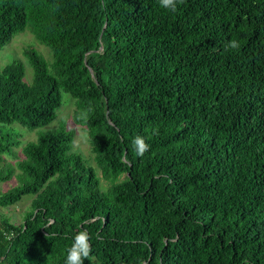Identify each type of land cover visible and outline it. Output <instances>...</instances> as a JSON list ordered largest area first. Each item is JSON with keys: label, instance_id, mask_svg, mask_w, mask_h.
<instances>
[{"label": "trees", "instance_id": "trees-1", "mask_svg": "<svg viewBox=\"0 0 264 264\" xmlns=\"http://www.w3.org/2000/svg\"><path fill=\"white\" fill-rule=\"evenodd\" d=\"M27 30L53 62L0 71V208L33 197L0 264H65L80 231L83 264H264V0H0V52ZM64 93L96 167L47 129Z\"/></svg>", "mask_w": 264, "mask_h": 264}, {"label": "rangeland", "instance_id": "rangeland-1", "mask_svg": "<svg viewBox=\"0 0 264 264\" xmlns=\"http://www.w3.org/2000/svg\"><path fill=\"white\" fill-rule=\"evenodd\" d=\"M27 47H34L37 49L48 63L53 62V57L51 51L40 44L33 36L30 31H25L13 38L10 44H8L3 51L0 52V71L12 63L16 59H22L27 66L25 81L31 83L33 80V70L29 67L26 59L24 58L23 51ZM63 105L58 110L57 120L49 126L47 129L57 128L62 121L66 122L68 129L75 132L74 141V151L80 154L90 166L96 167L94 160V155L91 151V146L89 143L87 132L81 127L74 123L73 116L76 110V105L74 99L67 93H64ZM22 140L24 142L35 140L37 137V132L22 131ZM18 151H21L19 149ZM22 155L19 153L17 158L8 157L7 161L14 163L16 160L21 159ZM17 185V181L14 179L7 183H2L0 185V194L4 193L14 186ZM33 197L27 196L22 199L20 203L9 208H0V214H4L11 218L12 222L15 224H20L23 222L24 213L29 209Z\"/></svg>", "mask_w": 264, "mask_h": 264}, {"label": "clouds", "instance_id": "clouds-1", "mask_svg": "<svg viewBox=\"0 0 264 264\" xmlns=\"http://www.w3.org/2000/svg\"><path fill=\"white\" fill-rule=\"evenodd\" d=\"M161 6L165 9L175 11L177 6V0H160ZM238 42L233 40L229 42L230 48H237ZM135 150L138 156H143L150 148V144L146 143L144 136L137 135L133 141ZM89 234L87 231H80L75 235L72 246L68 250V254L65 260V264H83L84 259L89 257Z\"/></svg>", "mask_w": 264, "mask_h": 264}]
</instances>
